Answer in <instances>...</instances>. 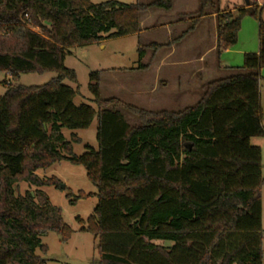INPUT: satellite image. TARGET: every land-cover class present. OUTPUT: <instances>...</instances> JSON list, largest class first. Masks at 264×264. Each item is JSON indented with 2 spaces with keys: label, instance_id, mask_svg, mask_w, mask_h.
Wrapping results in <instances>:
<instances>
[{
  "label": "trees",
  "instance_id": "obj_1",
  "mask_svg": "<svg viewBox=\"0 0 264 264\" xmlns=\"http://www.w3.org/2000/svg\"><path fill=\"white\" fill-rule=\"evenodd\" d=\"M172 2L0 0V71L13 79L0 96V264H47L36 252L46 251L40 236L69 238L71 228L41 189L60 181L36 173L61 160L82 165L96 188L93 213L76 218L97 240L95 264H262L264 175L261 149L250 140L264 136V7L229 11L219 0H199L192 15L216 13L217 56L236 44L246 14L258 20V51L244 53L235 73L203 84L200 99L181 110L103 98L99 71L88 75L96 108L75 105V90L63 83L76 82L64 65L71 48L137 34L143 13L169 10ZM161 46L138 43L134 69L144 67L145 49ZM45 72L55 77L17 83L20 74ZM120 108L140 123L129 124ZM95 117L97 148L73 154L80 139L67 141L61 130L87 128ZM19 180L34 189L16 193Z\"/></svg>",
  "mask_w": 264,
  "mask_h": 264
},
{
  "label": "rangeland",
  "instance_id": "obj_2",
  "mask_svg": "<svg viewBox=\"0 0 264 264\" xmlns=\"http://www.w3.org/2000/svg\"><path fill=\"white\" fill-rule=\"evenodd\" d=\"M99 3L109 0H90ZM123 3H134L140 0H115ZM220 8L230 10V7L243 5L242 0H219ZM259 13V11H257ZM261 18L264 19V9L260 11ZM258 20L256 15L246 14L240 22L238 39L241 41V28L253 27L257 29ZM240 33V35H239ZM139 40L136 35L105 38L99 42L75 46L70 49V54L66 55L64 65L73 69L76 74V82L64 80L63 83L72 87L76 94L73 98L75 105L89 104L96 108L92 101V96L88 90L89 73L99 71L100 95L103 98H115L123 104L137 106L136 99L139 81L138 75L130 71L136 68L139 63L137 45ZM237 45V42L236 44ZM243 62V59L241 60ZM242 64V63H241ZM55 77L53 72L26 73L20 74L17 83L31 86L41 85ZM5 82H13V79L5 72L0 71V96L5 90ZM260 97L264 110V79L259 82ZM143 95L144 93L141 92ZM143 103V102H142ZM141 103V104H142ZM143 106H145L143 104ZM144 110L157 111L159 109L139 107ZM121 109V108H120ZM126 120L131 125L140 123L136 114L121 109ZM264 113V111H263ZM264 127V120H263ZM96 129L97 118L95 117L87 128L70 130L63 128L61 133L65 140L71 141V135H76L80 140L72 142V153L81 155L86 146L96 149ZM251 144L259 146L261 149L262 174L264 175V136L251 138ZM37 175L41 178H57L59 186L47 185L41 187L46 193L52 205L58 207L64 222L71 228L67 241H61L59 235L53 231H47L40 236L41 243L46 246V251L37 250V254L47 260V264H95L98 261L97 240L88 232L80 230V224L76 218L86 220L97 204V197L94 195L96 188L86 176V171L82 165L72 164L67 160H61L44 170H38ZM64 185V189L60 186ZM26 189H34L25 181L19 180L16 184V193L23 194ZM83 193L86 196L80 197ZM262 264H264V209L262 218Z\"/></svg>",
  "mask_w": 264,
  "mask_h": 264
},
{
  "label": "crops",
  "instance_id": "obj_3",
  "mask_svg": "<svg viewBox=\"0 0 264 264\" xmlns=\"http://www.w3.org/2000/svg\"><path fill=\"white\" fill-rule=\"evenodd\" d=\"M198 6L199 0H173L169 10L150 9L140 16V31L133 34L139 43L164 46L145 49L140 60L144 67L130 70L139 77L137 106L159 110H181L191 106L202 96L203 84L235 73L234 68L242 65L244 53L258 51V25L257 29L249 27L247 30L243 26L241 41L237 34V45L217 56L216 13L207 9L205 15L196 18L192 14ZM192 19H195L193 25ZM260 75L264 79V68ZM261 202L263 218L264 185Z\"/></svg>",
  "mask_w": 264,
  "mask_h": 264
},
{
  "label": "built area",
  "instance_id": "obj_4",
  "mask_svg": "<svg viewBox=\"0 0 264 264\" xmlns=\"http://www.w3.org/2000/svg\"><path fill=\"white\" fill-rule=\"evenodd\" d=\"M250 3L251 5H249L248 7H251V6H256L258 8L264 7V0H249V4Z\"/></svg>",
  "mask_w": 264,
  "mask_h": 264
},
{
  "label": "water",
  "instance_id": "obj_5",
  "mask_svg": "<svg viewBox=\"0 0 264 264\" xmlns=\"http://www.w3.org/2000/svg\"><path fill=\"white\" fill-rule=\"evenodd\" d=\"M242 1H243V4H244L245 6H247V7L249 6V0H242ZM249 11H251L250 8H249ZM60 187H61L62 189H64V185H61Z\"/></svg>",
  "mask_w": 264,
  "mask_h": 264
}]
</instances>
